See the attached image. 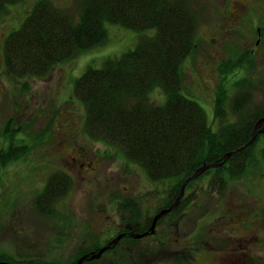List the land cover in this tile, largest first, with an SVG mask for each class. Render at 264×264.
I'll return each instance as SVG.
<instances>
[{"label": "rangeland", "instance_id": "1", "mask_svg": "<svg viewBox=\"0 0 264 264\" xmlns=\"http://www.w3.org/2000/svg\"><path fill=\"white\" fill-rule=\"evenodd\" d=\"M38 1L9 4V11L0 21V148L10 142L5 136L10 121L18 130V138L11 142L23 152L6 164L0 177V253L18 261L65 264L82 247L110 239L119 223H144L157 214L172 182L153 181L118 146L91 138L85 130V104L75 94V81L88 67L100 68L106 58L135 49L141 36L153 35L156 29L139 32L106 22L108 38L104 44L58 64L45 77L15 79L5 72V39L21 27ZM237 1L246 8L232 11L234 0L194 2L200 13L198 46L184 61L182 91L205 109L214 129L223 120L215 118V97L224 75L220 65L236 63L243 50L253 48L257 40L259 46L248 62L249 69L240 68L227 82V121L236 118L231 107L243 87L233 89V83L243 76L252 83L245 88L252 90L251 106L264 108V34L257 32L258 26H264V0ZM51 2L75 21L79 19L80 0ZM151 97L156 103L166 99L159 87ZM261 133L257 162L241 178H228L223 196L209 189L211 175H204L190 188L189 193H198L183 213L174 217L173 224L162 221L153 237L137 241L125 256L149 248L159 253L154 240L162 237V226L169 223L171 240L163 245V253L142 264H264V131ZM61 171L72 177L68 192L55 200L53 210L46 207L49 212L42 214L37 210L36 198L48 178ZM125 199L139 205V218L134 219V212L120 207ZM175 238L183 239L190 247L193 242L195 258L190 249L177 251ZM110 254L100 263L134 264L133 256L130 260L123 255L122 260H108L116 251Z\"/></svg>", "mask_w": 264, "mask_h": 264}, {"label": "trees", "instance_id": "2", "mask_svg": "<svg viewBox=\"0 0 264 264\" xmlns=\"http://www.w3.org/2000/svg\"><path fill=\"white\" fill-rule=\"evenodd\" d=\"M19 1L0 0V21L9 11V4ZM194 2L80 0V17L75 21L51 0H39L21 27L6 37L4 44L7 75L15 79L41 78L58 64L104 44L108 38L106 22L119 23L139 32L156 29L153 35L141 36L135 49L120 57L106 58L100 68L88 67L75 81V94L85 104V130L91 138L118 146L124 156L143 167L153 181L172 182L157 212L172 206L186 179L197 169L222 162L192 178L180 203L164 214L158 224L164 220L171 223L175 216L183 213L198 193H189L190 188L206 174L211 175L207 181L209 189L223 196L228 178H241L247 174L248 167L257 162L256 146L263 135L260 128L255 129V124L264 116V108L251 106L252 90L245 88L252 83L246 76L233 81V89H238V85L243 88L235 95L231 107L234 113L231 114L236 118L227 121L230 115L225 104L229 98L227 82L240 68L249 69L251 49L243 50L236 63L220 65L224 75L215 97V118L223 120L217 129L209 122L205 109L184 95V61L198 46L200 13ZM258 27L257 32L264 34V26ZM158 87L166 96L163 103H156L151 97ZM12 125L9 121L6 126L5 136L10 138L8 151L0 154L4 164L23 153L11 142L18 138V130ZM253 135L255 138L251 141ZM261 152L264 157V146ZM228 153L231 154L224 159ZM71 180L67 172L53 173L36 198L37 210L42 214L49 212L45 211L46 207L53 210L55 200L67 194ZM120 207L134 212V219L141 216V208L134 200L125 199ZM155 215L144 223H136L134 231L144 233L147 226L151 227ZM153 233L148 235L153 237ZM0 259H4L1 254ZM14 261L36 263L34 259Z\"/></svg>", "mask_w": 264, "mask_h": 264}, {"label": "flooded vegetation", "instance_id": "3", "mask_svg": "<svg viewBox=\"0 0 264 264\" xmlns=\"http://www.w3.org/2000/svg\"><path fill=\"white\" fill-rule=\"evenodd\" d=\"M232 8H233L232 11L235 12L234 8L243 9V8H246V5L244 3H240V1L234 0ZM231 14H233V12ZM234 15H236V14H234ZM239 16H240L239 14L236 16L237 20H235V22L238 21ZM258 46H259V40H257L255 42V46L253 48H251L252 53L256 52V50L258 49ZM230 76H229V78H230ZM9 144L10 143H6L5 147L0 148V154L3 153V151L4 152L8 151ZM5 166H6V164H4L3 160L0 159V177H2V175H3L2 172L5 171L4 170ZM169 223H165V225L162 226V233H161L162 237L154 240V241L158 242L159 253H154V251L150 250V248H149V249H146V250H140V252H135V253H133V255L125 256L126 251H129L135 245V243L137 241H143L149 235H146V236H143V237H134V236L131 235L133 232L134 233H139V234L142 233V232L140 233V232L134 231L133 228H134V225L136 223H125V222H122L121 224L119 223L117 229L114 231L113 235L111 236L112 238L110 237V239H108V240H106V241H104L102 243L94 242L93 245H91L90 247H88V246L87 247H82L81 249H79L76 252V254L74 255L73 259L70 260L69 262H66L65 264H79V261L81 259H82V264H94V263L101 264L100 261H102L103 259H106L109 255H111L110 253L112 251H116V255L114 257L109 258L108 260H113L114 258H116L118 260H122L123 259L122 255H123V257H126L129 260L133 256L135 258L134 264H135L136 261H138L139 264H142L143 262L154 261V259H156V257L160 253H163V250H164L163 249V245L171 240V238H170L171 235H170V232H169V229H170ZM148 228H150V226H147L144 232H146L148 230ZM159 228H160V224L157 223L154 233H156ZM121 234H124V235L118 241V243L116 245H113L109 249L105 250L99 258H92V256L95 255L103 246L107 245L109 241H111L116 236L121 235ZM122 241H124L122 246L118 247L119 244ZM173 243L178 246L177 251H184L185 249L186 250L190 249V252L192 253L193 258H195V253H194V246L195 245H194L193 242H192V246L191 247L188 246V243H185L183 239H179V238H175ZM0 254L4 257V259H0V262L6 261V262H12V263H15V264H19L16 261H14V257L10 256L9 254H6V253H0ZM8 257H11L13 260L6 259Z\"/></svg>", "mask_w": 264, "mask_h": 264}, {"label": "water", "instance_id": "4", "mask_svg": "<svg viewBox=\"0 0 264 264\" xmlns=\"http://www.w3.org/2000/svg\"><path fill=\"white\" fill-rule=\"evenodd\" d=\"M263 125V127H262ZM260 127V132L261 131H264V116L260 117L258 119V121L256 122L255 124V129H258ZM255 138V135H253L252 137V140ZM250 141V142H251ZM231 153H228L224 156V159H226L227 157H229ZM220 164H222V162H214V163H210V164H206V165H203L202 167H200L199 169H197L190 177H188L186 179V181L184 182L182 188H181V192L180 194L178 195V197L176 198V200L174 201V203L172 204L171 207L169 208H166V209H162L161 211H159L155 216H154V219H153V223L150 227V230L146 231L145 233H132L131 235L134 236V237H141V236H144L146 234H149L150 232L153 233L155 231V227H156V224L158 222V220L164 215L166 214L167 212H169L173 207H176L179 203H180V200L182 198V196L184 195L185 193V188H186V185L187 183L192 179V178H196L200 175H202L206 170H208L209 168H212V167H217L219 166ZM121 235H118L116 238H114L113 240H111L106 246H104L103 248H101L99 250V252L95 255H93V258H97L99 257L107 248L111 247L112 245L116 244L119 239H120ZM0 264H15V263H12V262H6V261H2L0 262ZM36 264V263H34ZM79 264H82V259L79 261Z\"/></svg>", "mask_w": 264, "mask_h": 264}, {"label": "bare ground", "instance_id": "5", "mask_svg": "<svg viewBox=\"0 0 264 264\" xmlns=\"http://www.w3.org/2000/svg\"><path fill=\"white\" fill-rule=\"evenodd\" d=\"M123 235H124V234H121L120 239L123 237ZM114 245H115V244H114ZM112 246H113V245H112ZM103 247H104V246H103ZM103 247H102V248H103ZM109 248H110V247H109ZM109 248H107V249H109ZM107 249H106V250H107ZM98 252H99V251H98ZM98 252H97V253H98ZM97 253H96V254H97ZM101 255H102V254H101ZM101 255H100V256H101ZM100 256H99V257H100ZM99 257H97V258H99ZM92 258H93V256H92Z\"/></svg>", "mask_w": 264, "mask_h": 264}]
</instances>
